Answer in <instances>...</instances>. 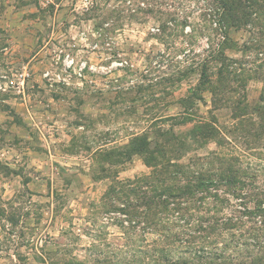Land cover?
Segmentation results:
<instances>
[{"label": "rangeland", "instance_id": "374dc122", "mask_svg": "<svg viewBox=\"0 0 264 264\" xmlns=\"http://www.w3.org/2000/svg\"><path fill=\"white\" fill-rule=\"evenodd\" d=\"M220 11L217 0H0V75L29 74L24 93L0 90V264H264V216L251 214L264 203V12L233 27ZM203 67L227 78L216 96ZM202 122L218 133L194 142ZM167 132L183 146L158 169L175 160L238 179L180 219L159 205L165 173L152 182L155 168L130 154L136 137L164 144Z\"/></svg>", "mask_w": 264, "mask_h": 264}, {"label": "trees", "instance_id": "16d2710c", "mask_svg": "<svg viewBox=\"0 0 264 264\" xmlns=\"http://www.w3.org/2000/svg\"><path fill=\"white\" fill-rule=\"evenodd\" d=\"M221 11L217 13L218 23H221L223 26H233L239 27L242 25H246L248 22L252 21L253 14H258L260 12H264V3L263 0H217ZM262 4H261V3ZM224 73L219 71L218 80L215 82L210 80L207 67L202 68V80L205 83H212V87H215V84L226 83L227 78H225ZM227 88V87H226ZM215 96L217 94L216 87L211 91ZM264 102V98L261 100ZM263 106H259L256 108V111H260ZM217 126L215 123L202 122L201 124L196 125L190 136L193 137L194 142L195 138H213L216 133H218ZM167 139L164 140V144L158 141H151L149 138L145 136L136 137L131 142L130 154H137L143 157L147 166H153L155 171L153 172V180L158 181L161 178V175L165 173L164 183L166 187L163 191V199L159 202V205L163 207V211L166 214H171V212L177 213L176 219H180L182 217V212L186 210L185 205L189 203H195L197 195H207L208 197H213L212 188L218 190V182H237L238 179L236 177L235 171L230 170L229 165L227 166L228 171H222L219 174L212 175L210 172L201 171L200 173L195 174V171H188L184 169L183 164L177 163V161H168L166 168L164 167L165 162L161 163L162 166L158 169L157 165L159 164V154H163L168 147H174L176 144L183 146V142L180 141V137L178 135H174L171 132L165 133ZM172 143H176L175 145ZM129 154V155H130ZM227 164V162L220 160ZM157 167V168H156ZM171 168H173L171 170ZM172 182V183H169ZM183 184V185H181ZM236 194V193H235ZM218 196V195H215ZM237 197L240 198L241 194H237ZM200 198V200H202ZM149 210L156 208L158 203L154 202V199L148 200ZM263 201H259L256 207V212H252L251 214H257L264 216V207ZM127 212V215L131 216L132 213L128 210H123ZM169 219V217H167ZM183 218V217H182ZM173 229H169L168 232L172 237H178L179 234H174ZM172 250V249H171ZM177 252V250H175ZM160 260L156 258L153 264H192L191 262L173 258V256L162 257ZM224 259V258H223ZM220 259L221 264H247L245 262L242 263H229L227 260L222 261ZM262 259L257 260L254 264H261ZM210 264H219V263H210Z\"/></svg>", "mask_w": 264, "mask_h": 264}, {"label": "built area", "instance_id": "2783aa9c", "mask_svg": "<svg viewBox=\"0 0 264 264\" xmlns=\"http://www.w3.org/2000/svg\"><path fill=\"white\" fill-rule=\"evenodd\" d=\"M84 69L85 65L80 68V71ZM28 78L27 72L17 73L12 79L9 76L0 75V90L4 92L14 90L19 94L24 93Z\"/></svg>", "mask_w": 264, "mask_h": 264}]
</instances>
